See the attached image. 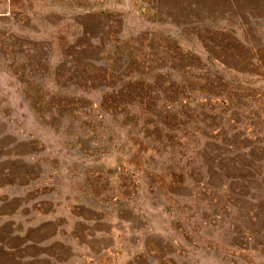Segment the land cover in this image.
Returning <instances> with one entry per match:
<instances>
[{"label":"rangeland","instance_id":"rangeland-1","mask_svg":"<svg viewBox=\"0 0 264 264\" xmlns=\"http://www.w3.org/2000/svg\"><path fill=\"white\" fill-rule=\"evenodd\" d=\"M0 264H264V0H0Z\"/></svg>","mask_w":264,"mask_h":264}]
</instances>
